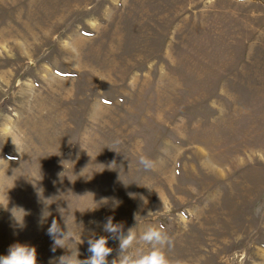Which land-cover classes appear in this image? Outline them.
Listing matches in <instances>:
<instances>
[{
    "label": "rangeland",
    "instance_id": "rangeland-1",
    "mask_svg": "<svg viewBox=\"0 0 264 264\" xmlns=\"http://www.w3.org/2000/svg\"><path fill=\"white\" fill-rule=\"evenodd\" d=\"M107 217L264 264V0H0V255L84 260Z\"/></svg>",
    "mask_w": 264,
    "mask_h": 264
},
{
    "label": "clouds",
    "instance_id": "clouds-1",
    "mask_svg": "<svg viewBox=\"0 0 264 264\" xmlns=\"http://www.w3.org/2000/svg\"><path fill=\"white\" fill-rule=\"evenodd\" d=\"M13 144L16 145L15 141ZM16 149L19 151L17 145ZM139 163L145 170L155 167V162L146 156H141ZM103 231L109 235L88 239L87 251L91 254L88 258L81 260L78 256L65 254L57 259L56 264H109L108 257L113 251L108 246L109 238L119 241L118 264H172L166 249L173 246V240L163 225L149 226L137 237L133 228L128 229L125 234L121 224L113 223V218L107 217L103 223ZM46 234L53 242L50 249L53 253L57 248H65V242L71 237L67 225L62 228L55 219L51 221ZM137 243L148 245L149 250L139 255L132 254L130 249ZM0 264H37V250L27 244L15 243L9 247L7 255H0ZM111 264H117V260H113Z\"/></svg>",
    "mask_w": 264,
    "mask_h": 264
}]
</instances>
